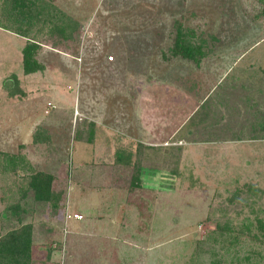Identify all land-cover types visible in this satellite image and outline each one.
Here are the masks:
<instances>
[{
  "label": "rangeland",
  "instance_id": "374dc122",
  "mask_svg": "<svg viewBox=\"0 0 264 264\" xmlns=\"http://www.w3.org/2000/svg\"><path fill=\"white\" fill-rule=\"evenodd\" d=\"M53 3L79 40L48 39L26 74L0 0V236L31 224L36 264H210L211 251L264 264V0ZM179 25L196 61L170 52ZM194 64L216 103L197 135L179 86ZM37 170L60 208L36 199ZM17 203L20 220L6 210Z\"/></svg>",
  "mask_w": 264,
  "mask_h": 264
},
{
  "label": "trees",
  "instance_id": "16d2710c",
  "mask_svg": "<svg viewBox=\"0 0 264 264\" xmlns=\"http://www.w3.org/2000/svg\"><path fill=\"white\" fill-rule=\"evenodd\" d=\"M1 14L8 21L5 28L26 39L22 47L23 71L26 74L43 69V65L37 59V54L43 45H49L48 39L58 36L60 39L73 42L79 40L78 33L81 30L79 21L57 7L53 0H3ZM185 33L186 31L179 25L170 52L174 56L196 61L197 59L193 55L196 54L194 46L187 40ZM53 44L55 43L50 46L55 48ZM162 55L165 57L164 54ZM115 156L119 161L124 159L121 151H116ZM53 179L51 174L37 170L30 174L28 184L34 191L37 200L50 202L54 208H60L58 202L62 194L52 190ZM133 180L137 183L138 179L133 178ZM23 209L19 203L6 208L16 215L17 219L20 218ZM228 221L225 219L215 222L218 235L226 236L227 232H230L231 225L228 224ZM257 226L262 233L264 242V219L259 218ZM36 248L39 247L36 246L35 250ZM35 250L31 224L14 228L0 236V264H36L38 260L35 259ZM210 254L213 257L210 264H221V261L215 258L214 251H211Z\"/></svg>",
  "mask_w": 264,
  "mask_h": 264
},
{
  "label": "crops",
  "instance_id": "0c3cea01",
  "mask_svg": "<svg viewBox=\"0 0 264 264\" xmlns=\"http://www.w3.org/2000/svg\"><path fill=\"white\" fill-rule=\"evenodd\" d=\"M247 54V52H244ZM163 56V55H162ZM177 58V57H176ZM175 62L173 64H165L168 65L170 67V69L175 68H182V65H184V61H180L178 63L177 59L174 60ZM237 61V60H235ZM200 65L194 64V70H190L191 73H186V76L188 77L189 82L186 83V85H182V80L181 83H179V86L181 87V90L185 91V98L186 100L182 103V107L183 110L185 111V119L184 121H186L187 123H189V128L193 131V135H197L200 132V129H206V124L211 121L210 119V114L216 109V103L212 100L211 98V85H209L210 87L204 90V73L202 71V69H198L197 67H199ZM172 67V68H171ZM169 69V70H170ZM185 70V69H184ZM201 70V71H200ZM186 71V70H185ZM188 71V69H187ZM200 71V72H199ZM232 72L234 71V69L231 70ZM231 71L228 70V72L230 73ZM201 79V85L199 83V90L200 92H196L197 87V81H199ZM207 81V79H206ZM254 84L251 82V88ZM251 88H249L247 91L248 93H251V95H256L252 93ZM153 94V92H151ZM173 95V94H172ZM250 96V94H248ZM147 96H149V93L147 94ZM252 97V96H251ZM149 97H147L148 99ZM170 98V96H169ZM169 98L166 100L168 101ZM255 99L257 97H254ZM154 99V98H151ZM151 99H148L147 101H151ZM175 99V98H173ZM170 101V100H169ZM183 101V100H182ZM191 104V105H189ZM235 108V107H234ZM138 120L139 118H141V114L137 115ZM122 122L119 121V124H122ZM136 123V122H135ZM140 125V127H139ZM136 124V127L138 128L139 131H137V133H134V135L136 136H141L140 138H144L145 136V132L148 131V128H144L142 126V124ZM133 128H135V125L133 126ZM130 129V128H129ZM126 130V129H125ZM148 135V133H147Z\"/></svg>",
  "mask_w": 264,
  "mask_h": 264
},
{
  "label": "built area",
  "instance_id": "2783aa9c",
  "mask_svg": "<svg viewBox=\"0 0 264 264\" xmlns=\"http://www.w3.org/2000/svg\"><path fill=\"white\" fill-rule=\"evenodd\" d=\"M111 59H112V56H109V57H108V60L111 61ZM73 216L76 217V218H80V217H81L79 214H76V213L73 214ZM67 217H71V215L67 214Z\"/></svg>",
  "mask_w": 264,
  "mask_h": 264
}]
</instances>
